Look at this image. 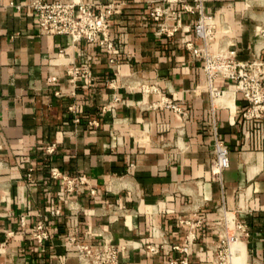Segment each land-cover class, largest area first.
I'll list each match as a JSON object with an SVG mask.
<instances>
[{"label": "crops", "instance_id": "0c3cea01", "mask_svg": "<svg viewBox=\"0 0 264 264\" xmlns=\"http://www.w3.org/2000/svg\"><path fill=\"white\" fill-rule=\"evenodd\" d=\"M31 1L0 0V264H81L76 243L105 242L124 245L119 264H180L173 246L188 237L187 264H214L224 212L248 230L241 264H264V119L243 117L247 102L231 79H213L220 93L211 97L186 48L201 44L192 33L197 13L164 2L178 12L167 22L178 17L180 27L159 35L142 16L153 0H102L119 3L109 52L40 35ZM203 6L216 23L213 52L264 58V0ZM72 64L89 79L68 75ZM214 136L229 150L221 179L211 172ZM51 168L86 183L66 192ZM41 222L50 236L38 241Z\"/></svg>", "mask_w": 264, "mask_h": 264}, {"label": "built area", "instance_id": "2783aa9c", "mask_svg": "<svg viewBox=\"0 0 264 264\" xmlns=\"http://www.w3.org/2000/svg\"><path fill=\"white\" fill-rule=\"evenodd\" d=\"M164 2L176 3L180 9L196 12L197 18L192 28L195 38L201 41L199 46L193 42H187L186 48L193 58L199 60L205 74L207 84L210 88L211 97L217 96L220 92L211 88L213 79L216 77L228 78L234 81L235 90L240 92L247 102V106L242 111L245 119H264V58L256 56L251 60H237L235 50H219L213 52L210 49L211 43L216 37V23L211 15L204 11L203 0H153L147 16L156 23V33L167 36L173 35L180 27L179 18L175 23H168L169 16H178L175 9L164 6ZM30 6L37 16L38 31L40 35H68L73 42L85 40L90 43H97L102 50L109 52L116 51L115 40L110 32V21L113 12L118 8L119 3L103 2L102 0H32ZM264 35V29H257ZM63 49H60V53ZM110 67L115 65L116 59H108ZM68 75L73 79L84 76L89 79L87 69H82L78 65L72 64L67 69ZM48 80L53 81L55 77ZM174 111L184 113L183 109L174 104L167 103ZM52 146L47 147L48 152H52ZM214 160L211 172L221 179L223 171L229 166V150L226 144L217 136L213 138ZM52 178H62L64 190L66 192L76 191L80 185L86 183V177L82 174L76 176L62 175L56 168L50 169ZM94 190H91L93 192ZM53 214H58L59 209H54ZM183 223L197 225L200 219H181ZM220 227L224 231L219 232L215 244L212 246L214 264H232L234 253L231 251V244L242 242L243 237L248 235L247 227L238 221L232 214V220L227 216V212L222 214ZM50 236L49 231L41 222L38 223L33 237L41 241ZM190 238L186 240L184 246L174 245L173 248L183 253L180 264H187L188 244ZM78 258L81 264H119V254L124 250V245L110 243L89 244L76 243ZM150 252H157L158 247L146 245ZM169 264H175L174 260H169Z\"/></svg>", "mask_w": 264, "mask_h": 264}, {"label": "bare ground", "instance_id": "6f19581e", "mask_svg": "<svg viewBox=\"0 0 264 264\" xmlns=\"http://www.w3.org/2000/svg\"><path fill=\"white\" fill-rule=\"evenodd\" d=\"M227 216L230 220H232V213H227ZM230 248L231 251L234 253V256L232 257V264H241L245 253L243 243L242 242L232 243Z\"/></svg>", "mask_w": 264, "mask_h": 264}]
</instances>
